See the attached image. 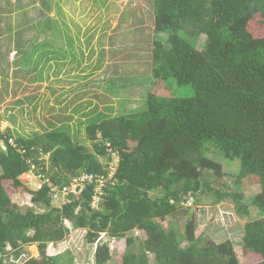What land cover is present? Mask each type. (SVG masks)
<instances>
[{
    "label": "trees",
    "instance_id": "obj_1",
    "mask_svg": "<svg viewBox=\"0 0 264 264\" xmlns=\"http://www.w3.org/2000/svg\"><path fill=\"white\" fill-rule=\"evenodd\" d=\"M51 5V0H42V6ZM154 13L157 34L167 36L154 41V77L172 94L150 90L142 110L89 117L86 130L94 151L79 143L65 124L31 137L15 136L13 128L0 129L1 253L9 246L38 243L40 257L25 264H74L69 251L58 257L47 254L49 243L65 239L69 221L73 229L88 230L89 243H98L95 264L113 258L116 264H151V255L157 264H242L232 240L202 241L195 215L181 206L198 203L210 192L215 202L231 198L241 216L249 217L250 207L259 211L261 218H252L244 227L243 247L245 255L259 258L245 264H264V0H154ZM47 21L44 32L53 28L51 35L55 30L63 38L69 34L66 22L62 31L54 19ZM201 34L208 37L203 49L194 43ZM23 42L17 41L20 54L29 51ZM56 48L51 37L33 46V58L16 61L27 89L40 87L44 57L48 62L57 54L68 56L65 44L61 52ZM34 58L39 62L32 65ZM177 85L191 87L193 94L177 95ZM115 155L118 166L98 208L92 206L94 185L60 207L52 205L48 187L31 190L20 178L33 164L56 183H68L83 172L108 178L109 164L100 157ZM220 157L238 165L237 188L231 192L215 190L210 181L211 176L226 175ZM246 182L260 186L251 201L241 189ZM24 189L34 204H45L49 210L22 211L13 196ZM186 212L189 220L182 231L163 224ZM135 230L143 233L140 239L129 236ZM102 233L124 239L125 252H113Z\"/></svg>",
    "mask_w": 264,
    "mask_h": 264
},
{
    "label": "rangeland",
    "instance_id": "obj_2",
    "mask_svg": "<svg viewBox=\"0 0 264 264\" xmlns=\"http://www.w3.org/2000/svg\"><path fill=\"white\" fill-rule=\"evenodd\" d=\"M20 2L22 0H19ZM61 2L58 8L48 12L39 8H33L26 14L20 10L12 13L8 8L0 11V17H3L0 20V129L5 131L8 127L13 128L15 136L31 137L35 133H44L65 124L70 126L79 143L94 151V144L86 130V120L89 117L101 113L115 117L130 108L142 110L141 107L152 90L166 96L172 94L169 88L165 89L157 84L152 65L154 41L160 40L162 36L166 39L167 36L156 32L154 0ZM60 16L69 24V34L74 43L72 47L62 43L68 49L67 57L60 55V59H50L48 62L44 57L40 63L44 72L42 81H38L40 87L27 89L28 81L23 80L19 71L22 67L20 68L16 61L26 59L28 55L33 58V46L53 37V28H45L49 31L46 33L42 30L43 27L36 23H46L48 19ZM25 20H29V24H26ZM27 38L32 40L23 42ZM18 40L23 42L21 44L25 43L29 51L24 48L25 51L20 54ZM207 41V35L201 34L194 43L203 49ZM56 44L59 45V42ZM34 59L30 62L32 65L39 62L37 58ZM133 79L142 82L130 84ZM176 88L177 95L193 94L189 86L177 85ZM0 144H3L1 140ZM44 159L49 166V155L44 156ZM100 159L103 164L108 163L110 168L114 164L116 167L118 163L117 155L112 159L107 156ZM223 161L226 175L221 178L211 176L210 181L215 190L231 192L237 188L235 176L239 172L238 165ZM234 162L240 164L239 160ZM246 183L241 189L247 200L251 201L260 191V186ZM13 199L22 211L30 208L39 213L49 210L45 204H34L25 189L23 193H15ZM181 206L189 207L190 213L195 215L196 234L202 241L213 239L223 242L230 239L242 264L259 260L256 256L245 255L243 247L246 223L252 218H261L256 208L250 207L249 217L241 216L231 198L215 202L214 194L210 192L202 196L198 203L191 201L181 203ZM190 213L172 215L164 220L163 224L173 225L182 231ZM66 226L70 229L69 233L56 245L60 243L62 251L67 249L65 253L69 251V255H74L76 264H95L98 243L88 242L86 228L73 229L69 221H66ZM142 235L140 230L129 233V236L136 239H140ZM101 236H105L103 241L108 242L113 252H125L127 244L124 239H111L104 233ZM202 241L199 243L202 244ZM186 244L185 242L184 245ZM57 250L59 251V248ZM66 255L62 258L63 262ZM107 264H116L114 258ZM151 264H157L153 255Z\"/></svg>",
    "mask_w": 264,
    "mask_h": 264
},
{
    "label": "built area",
    "instance_id": "obj_3",
    "mask_svg": "<svg viewBox=\"0 0 264 264\" xmlns=\"http://www.w3.org/2000/svg\"><path fill=\"white\" fill-rule=\"evenodd\" d=\"M118 163L109 167L108 178L103 174L80 173L74 176L68 183H56L52 178L40 169H36L33 164L32 168L21 175L24 185L31 190H41L48 187V196L52 204L63 207L72 202L74 198H80L87 187L94 185V194L92 198V206L98 208L103 196L105 185L113 178ZM5 253L0 252V259Z\"/></svg>",
    "mask_w": 264,
    "mask_h": 264
},
{
    "label": "crops",
    "instance_id": "obj_4",
    "mask_svg": "<svg viewBox=\"0 0 264 264\" xmlns=\"http://www.w3.org/2000/svg\"><path fill=\"white\" fill-rule=\"evenodd\" d=\"M59 2L62 3L61 0H51L52 5L50 7H44L42 6V0H22V2L20 3H19V0H4V1L0 0V11H4L6 8H8L12 13L15 12L16 10H20L26 14V12H31L30 10H32L33 8L34 10H37V8H39V10L48 12L49 11L48 9H53V8L56 9V7L58 8ZM2 19L3 17H0V20ZM25 21H27L26 24H29V20H25ZM54 22L58 23V25L55 23V26H59L60 30L62 31H63V22H66L67 26L69 27V24L67 23V21L63 20L61 16L54 17ZM43 23L44 22H42V24L40 23H37V24L41 26H45L46 24H43ZM62 35H63L62 33L57 34L56 30H55V34L53 35L54 44L57 46L56 49H58L60 52L62 51V47H63L62 43H68L70 41H73V38L70 36V34L68 35L65 34L64 38ZM27 39H25V42H29V39L28 40ZM56 42H59V45H57ZM57 55H58L57 58L60 59V54H57ZM57 243H54V242L49 243L48 248H47V254L49 256L58 257L61 254L65 253V251L67 250V249H64L62 251V248L60 249V243L59 245H56ZM26 245L27 244L19 248H12L10 246L6 248L7 253L5 254V257L3 258L2 264H25V262H27L31 258L40 257L41 253H40V248H39L38 243L28 244L30 245L28 247ZM58 248H59V251L57 250ZM73 257H74V264H76L75 263L76 258L74 255Z\"/></svg>",
    "mask_w": 264,
    "mask_h": 264
}]
</instances>
